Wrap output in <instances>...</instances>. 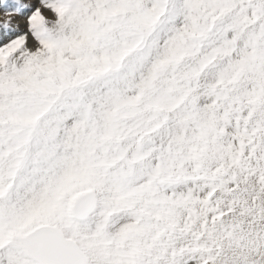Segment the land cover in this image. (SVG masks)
<instances>
[{"label": "snow or ice", "instance_id": "6c2138e0", "mask_svg": "<svg viewBox=\"0 0 264 264\" xmlns=\"http://www.w3.org/2000/svg\"><path fill=\"white\" fill-rule=\"evenodd\" d=\"M0 264H264V0H0Z\"/></svg>", "mask_w": 264, "mask_h": 264}]
</instances>
